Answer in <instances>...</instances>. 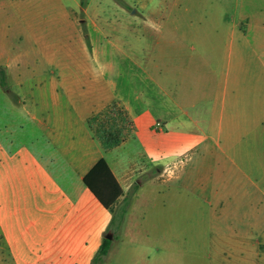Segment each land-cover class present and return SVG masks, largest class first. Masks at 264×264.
I'll list each match as a JSON object with an SVG mask.
<instances>
[{
	"label": "crops",
	"instance_id": "obj_1",
	"mask_svg": "<svg viewBox=\"0 0 264 264\" xmlns=\"http://www.w3.org/2000/svg\"><path fill=\"white\" fill-rule=\"evenodd\" d=\"M158 14L164 20L150 37L107 36L106 53L116 49L131 64V72L121 67L119 93L112 80L98 83L93 40L83 103L66 102L77 89L61 70L32 78L7 70L16 99L0 110V264H92L116 205L150 172L154 183L195 176L190 186L201 192L154 204V251L177 247L178 223H196L200 231L182 235L185 253L202 255L214 234L235 264H264V7L202 9L199 23L190 9ZM114 100L135 128L105 150L88 121ZM100 159L123 190L112 209L84 183ZM135 199L140 190L124 235L149 241V232L125 226Z\"/></svg>",
	"mask_w": 264,
	"mask_h": 264
},
{
	"label": "rangeland",
	"instance_id": "obj_2",
	"mask_svg": "<svg viewBox=\"0 0 264 264\" xmlns=\"http://www.w3.org/2000/svg\"><path fill=\"white\" fill-rule=\"evenodd\" d=\"M218 6L230 10L235 6L253 9L264 7V0H0V65H9V72H21L29 78L61 70L65 72L67 85L77 89L73 95H65L66 102L70 99L72 103H83L91 96L89 82L95 73L86 57L92 40L98 60V83L105 88L106 82L112 80L119 93L125 89L121 67L131 72V64H121V54L116 49H113L112 56L106 53L108 35L117 42H131L135 41L138 31L144 32L147 38L164 20L158 14L160 11L173 9L183 15L186 9H190L192 21L199 23L202 9ZM170 17L168 14L165 16ZM106 59L112 60L113 70H106ZM8 83L12 88L15 82L9 79ZM13 89L12 92L16 91ZM8 100L13 98L0 84V110L8 105ZM150 174L136 180L141 181L138 189L140 199H135L125 225L132 230L149 232V241L125 237L124 223L119 230L117 225L115 235L112 233L111 249L100 264H196L198 260L202 264H235L232 258L218 252L214 234L209 235L207 249L202 255H196L192 250V254L185 253L182 235L200 231L196 223H178L177 247L170 251L161 250L160 253L154 251L151 245L154 204L195 199L200 197L201 192L190 186L196 183L195 176L183 175L181 179L154 183L148 180ZM208 230L213 231L211 224ZM142 241L144 244H141Z\"/></svg>",
	"mask_w": 264,
	"mask_h": 264
},
{
	"label": "trees",
	"instance_id": "obj_3",
	"mask_svg": "<svg viewBox=\"0 0 264 264\" xmlns=\"http://www.w3.org/2000/svg\"><path fill=\"white\" fill-rule=\"evenodd\" d=\"M0 84L15 100L16 95L12 92L8 83L7 68L2 65H0ZM88 122L96 138L105 150H110L120 145L133 133L135 128L128 112L120 105L118 100L112 101L103 111L92 115ZM84 183L98 201L107 209H112L113 205L123 194L122 188L112 175L105 159H100L91 169L84 177ZM140 183L141 181L139 180L133 184L126 196L118 204L117 209L114 210L108 227V231L114 233V235L122 227L128 206L137 193ZM116 226L118 228L117 230H115ZM113 239L104 237L100 248L92 260V264H100L103 261L111 249Z\"/></svg>",
	"mask_w": 264,
	"mask_h": 264
},
{
	"label": "built area",
	"instance_id": "obj_4",
	"mask_svg": "<svg viewBox=\"0 0 264 264\" xmlns=\"http://www.w3.org/2000/svg\"><path fill=\"white\" fill-rule=\"evenodd\" d=\"M162 122H160V121H158L157 123H156V125H155V129L156 130H160L161 129V127H162Z\"/></svg>",
	"mask_w": 264,
	"mask_h": 264
},
{
	"label": "water",
	"instance_id": "obj_5",
	"mask_svg": "<svg viewBox=\"0 0 264 264\" xmlns=\"http://www.w3.org/2000/svg\"><path fill=\"white\" fill-rule=\"evenodd\" d=\"M106 238L107 239H113V234L110 232L106 235Z\"/></svg>",
	"mask_w": 264,
	"mask_h": 264
}]
</instances>
